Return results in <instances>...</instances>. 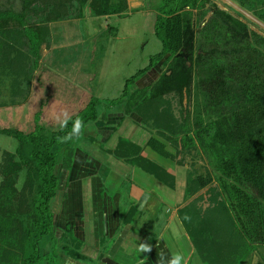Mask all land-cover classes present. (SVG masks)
<instances>
[{
  "label": "trees",
  "instance_id": "16d2710c",
  "mask_svg": "<svg viewBox=\"0 0 264 264\" xmlns=\"http://www.w3.org/2000/svg\"><path fill=\"white\" fill-rule=\"evenodd\" d=\"M252 1L264 16V0ZM21 2L20 10L13 6L14 3L0 9V57L10 46L9 41L18 40L24 45L25 39L28 40L29 59L31 57L34 70H37L34 79L43 87L45 95L35 112L32 130L0 125L1 133L19 142L18 153L8 154L11 161L0 168V173L5 175L0 183V264H41L45 261L65 264L57 250L61 240L70 241L65 245L66 254L78 258L84 256V242L70 226L63 230L60 239L56 235V211L52 201L61 188L57 168L62 164L63 168L72 169L77 148L75 141L84 136L97 140L89 129L102 119L99 107L103 100L92 94L85 108L71 117L63 131L50 130L43 123L48 109L59 113L67 110V106L53 97L44 70H38L45 31L38 21L40 8L43 6L50 15L68 16L78 5L79 16H85L90 7L97 16H108L123 13L128 1ZM201 3V0H164L157 10L155 23V34L162 41V50L152 56L147 67L128 78L120 99L108 103L113 106L125 102L126 115H140L143 124L152 132L147 146L181 165L184 163L177 159L180 152L191 151L196 143L202 145L217 169V177H188V198L208 189L206 195L199 194L180 209L181 221L205 264H246L259 247H264V38L257 36V44L251 42L249 26L218 9L203 33L217 45H224L222 50L218 46L208 49L206 42L198 40L194 17V10ZM50 6L51 12L48 11ZM164 59L168 68L162 76L151 85L139 87L138 81ZM196 72L199 85L207 94L204 106L209 108L212 117L205 125L200 116L195 122L198 128L193 129L188 121L175 117L168 95L173 92L182 95L186 88L191 91ZM77 118L84 121L86 131L78 139L58 143L57 137L70 132L72 121ZM154 129L158 133H154ZM156 135L169 142L176 152H171ZM144 151L142 146L123 136L115 149H108L116 158L139 166L175 189L176 175ZM25 169V185L18 189L17 178ZM202 201H208L209 205L205 207ZM137 210L135 207L128 214V223ZM186 216L191 219L186 220ZM47 237L54 240L52 256L50 252L43 253L42 243Z\"/></svg>",
  "mask_w": 264,
  "mask_h": 264
},
{
  "label": "rangeland",
  "instance_id": "374dc122",
  "mask_svg": "<svg viewBox=\"0 0 264 264\" xmlns=\"http://www.w3.org/2000/svg\"><path fill=\"white\" fill-rule=\"evenodd\" d=\"M127 1L128 8L123 13L108 16H97L95 10L91 7L85 12V16H79L80 10L77 3V6L69 12L68 16L50 15L46 10L44 11L43 6L40 8L41 15L38 21L45 31L40 56L41 65L38 70H44L51 94L67 106V111L71 117L85 108L92 94L103 100L99 107L101 115L108 113L106 116H111L124 112L125 102L111 106L108 101L120 99L128 78L147 67L152 56L159 53L163 48L161 39L155 34V18H151L150 11L151 9L152 11L158 10L159 5H162L164 0H146L142 7L130 5L129 0ZM201 1V5L194 10V17L198 30V40L199 42H206L208 49L216 46L220 47L221 50L223 49L224 44L222 46L217 45L209 35L203 33V28L211 22L218 9L244 21L252 32L251 42L257 44V36L264 38V16L260 9L256 10L252 0ZM11 5L17 10L22 8L21 0H0V9ZM51 10L52 7L50 6L48 11L51 12ZM9 42L10 46L5 50V54L0 57V125L4 128H19L30 131L34 128L35 112L41 105L45 92L43 87H40L34 79L37 70L36 68L34 70L31 57L29 59V55L31 56L29 41L25 39L24 45L18 40ZM257 46L259 47V45ZM230 48L228 46V49ZM167 68L164 59L155 69L146 74L149 75L153 72V74H150L152 78L148 81L153 83L154 80H158ZM199 81L196 72L191 91L186 88L182 95L179 92L168 95L172 102L175 117L180 121H188L193 129L198 128L199 125H195V122L198 121L200 116H203L205 125L211 122L212 117L211 111L207 110L209 108L204 106L206 105L207 94L200 87ZM53 114V111L48 109L43 118V123L50 130L59 129L57 122L53 119ZM185 118L188 119L185 120ZM111 120L113 121V119ZM91 129L90 127L89 133L96 135L95 130ZM154 133H158V131L154 129ZM126 134V132L116 134L113 141H116L119 136H126ZM97 137L101 139L100 135H97ZM97 144L99 147L103 145L100 140L93 141L90 137L85 136L74 142V145L80 150L88 151L87 153H92L96 157H107L108 155L101 151ZM105 146L108 147L109 145ZM18 148L19 142L15 137L0 132V168L9 164L11 159L9 160L8 154L18 153ZM96 148L99 151L92 152L91 149L95 150ZM172 149L176 152L174 147ZM180 153L182 154L178 155L177 159L182 160L184 163L183 167H180L181 170L183 169L184 178L190 175L191 177L212 175L216 179L217 169L200 143H196L191 151ZM57 169L62 179L61 188L58 195L53 199L52 206L56 211V235L60 239L63 230H66L64 227L67 222L65 216L61 215L63 201L65 200L64 195H66V184L68 180L73 182L77 173L75 170L72 172L63 168L62 164ZM26 172L25 169L19 173L16 181L18 189H22L25 185ZM141 173L154 181L155 185H158V191L162 192V196H166V193H172L177 195L179 199L182 198V203L194 200L199 194L206 195L208 189L205 188L188 199V197H184L186 181L181 175H179V185L174 190L160 183L149 174L143 171ZM13 176L17 177L16 174H13ZM113 176L110 175L111 178ZM4 178L5 175L1 172L0 183ZM6 194L9 193L6 192ZM15 203H17V200L14 201V205ZM86 203V205H90V201H86ZM202 204L207 207L209 202L202 201ZM155 208V211L145 214V225H150L161 232L164 229L165 237L171 239L179 237L183 243H187L189 241L188 234L179 224L174 226L175 230L164 228L167 223L165 205L159 201ZM156 216L160 217L158 224L155 220ZM68 244H70V241L61 240V244L58 245L57 250L60 259L61 257L66 258L65 245ZM53 245V238H45L42 243L43 253L50 252L51 256L54 255L51 252L54 248ZM263 259L264 247L261 246L254 257L246 264H264ZM46 263L45 261L41 264Z\"/></svg>",
  "mask_w": 264,
  "mask_h": 264
},
{
  "label": "crops",
  "instance_id": "0c3cea01",
  "mask_svg": "<svg viewBox=\"0 0 264 264\" xmlns=\"http://www.w3.org/2000/svg\"><path fill=\"white\" fill-rule=\"evenodd\" d=\"M145 1L129 0L130 5L138 7L144 6ZM157 13V10L152 11L151 9L150 11L151 18H155L154 23L157 20ZM150 74L138 81L139 87H145L157 81L154 80L153 83L148 81L152 78ZM106 114L108 115V113ZM106 114L101 115L102 119L92 126L91 130H95V137L101 136V139L98 137L97 139L103 145L99 147L97 144V146L108 156L100 158L92 153H87L88 151L76 148L74 164L70 169L72 172L75 170L77 176L73 182L68 180L66 184L68 188L65 189L66 195H64L61 215L65 216L67 221L64 229L70 226L76 236L84 242L82 249L84 256L78 258L66 255L65 264H141V260L144 261V264H156L157 253L161 249L169 254H182L187 260V264H205L188 233L189 241L183 243L179 237H175V239L165 237L164 229L161 232L144 223L145 214L155 211V207L160 201L167 210V223L164 228L175 230L174 226L179 224L186 231L179 211L191 201L182 203V198L179 199L172 193L162 196V192L158 191V185H155L149 177L142 175L141 171L159 181L155 176L139 166L130 164L125 159L116 158L108 152V149H115L117 146L121 136L113 141L116 134L126 132V136L123 137L142 146L149 158L167 167L176 175V188L179 185V175H181L186 181L187 189L189 176L184 178L183 169L180 168L182 165L147 146L153 134L143 124L140 115L135 113L126 115L125 112L118 115L109 113L111 116H106ZM156 136L167 144L171 152L175 153L169 142L158 135ZM91 150L96 152L98 149ZM110 175L111 177L114 175L113 178ZM186 189L184 197H187ZM86 201H90L89 206L86 205ZM135 207L138 210L135 212L133 220L128 223L126 217ZM171 207H173L172 210H170ZM159 219V216L155 217L157 224ZM145 241L151 243L153 248L150 253L142 254L138 251V245ZM46 262V264H51L49 261Z\"/></svg>",
  "mask_w": 264,
  "mask_h": 264
},
{
  "label": "clouds",
  "instance_id": "9594fccd",
  "mask_svg": "<svg viewBox=\"0 0 264 264\" xmlns=\"http://www.w3.org/2000/svg\"><path fill=\"white\" fill-rule=\"evenodd\" d=\"M53 119L57 122L59 130L63 131L68 126V122L71 119L70 114L67 110H63L59 113L53 114ZM86 131L85 123L82 119L77 118L72 121V128L70 132H67L63 136L57 137L58 143H68L72 141L74 138L78 139L81 135ZM186 220H190V217H185ZM153 245L149 242H140L138 245V251L140 253H150L152 251ZM141 264H144V261L141 260ZM156 264H187V260L185 257L180 254H169L163 249H161L157 253V261Z\"/></svg>",
  "mask_w": 264,
  "mask_h": 264
},
{
  "label": "water",
  "instance_id": "95a60500",
  "mask_svg": "<svg viewBox=\"0 0 264 264\" xmlns=\"http://www.w3.org/2000/svg\"><path fill=\"white\" fill-rule=\"evenodd\" d=\"M183 55V54H182ZM186 57H188V55H185Z\"/></svg>",
  "mask_w": 264,
  "mask_h": 264
}]
</instances>
